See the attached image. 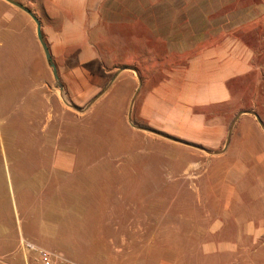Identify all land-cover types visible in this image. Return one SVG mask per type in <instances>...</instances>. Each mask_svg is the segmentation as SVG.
Here are the masks:
<instances>
[{"label":"rangeland","instance_id":"obj_1","mask_svg":"<svg viewBox=\"0 0 264 264\" xmlns=\"http://www.w3.org/2000/svg\"><path fill=\"white\" fill-rule=\"evenodd\" d=\"M31 21L30 40L23 26L0 34V214L20 221L22 240L75 264H264V131L252 115L225 148L238 113L264 124L263 91L225 110L219 144L211 130L199 144L175 138L219 153L207 154L131 126L129 110L133 125L170 136L150 127L168 124L160 114L142 118L160 76L137 73L135 59L103 57L111 72L89 63L79 78L71 59L52 58L60 92ZM11 254L38 264L19 243L0 251Z\"/></svg>","mask_w":264,"mask_h":264},{"label":"crops","instance_id":"obj_2","mask_svg":"<svg viewBox=\"0 0 264 264\" xmlns=\"http://www.w3.org/2000/svg\"><path fill=\"white\" fill-rule=\"evenodd\" d=\"M14 1L39 20L51 58L71 59L67 73L81 78L95 63L107 74L112 70L99 65L106 57L135 59L137 73L159 75L143 93L141 114L147 121L160 114L168 124L150 127L174 138L193 141L211 130L219 144L240 92L254 99L264 93V0ZM0 7V34L19 35L23 26L30 40L31 18L4 0ZM136 78L143 87L144 76ZM88 83L84 89L92 90ZM242 120L255 121L247 114L236 122ZM23 237L20 221L0 214V251L15 250Z\"/></svg>","mask_w":264,"mask_h":264},{"label":"water","instance_id":"obj_3","mask_svg":"<svg viewBox=\"0 0 264 264\" xmlns=\"http://www.w3.org/2000/svg\"><path fill=\"white\" fill-rule=\"evenodd\" d=\"M4 1L7 2L10 5L16 7L17 9L21 10L22 12H24L25 14H27L34 21V23L36 25V36H37V39H38V41L40 43V46L42 48V51L44 53L46 62L48 63L49 67L51 68V72H52L53 78L55 79L56 84L59 87L60 92H62L63 91V88L61 87V84L59 82V77H58V74H57V70H56L55 64L53 63L52 58L50 56V52H49L48 46H47V44H46V42H45V40L43 38V35H42V32H41V25H40L39 20L36 18V16L28 8H26L23 5L15 2L14 0H4ZM123 70H126V69H120L119 72H121ZM119 72L113 77V79L111 80V82L117 77V75L119 74ZM104 91H102L99 95H97L94 99H92V101L89 103V105H91L92 103H94L104 93ZM70 107L72 109H74L75 111L82 112V110H80V109H78V108H76L74 106H70ZM243 114L252 115L256 119L257 123L260 125L261 129L264 131V124L262 123V121L260 120V118L258 117L257 114H255L252 111H243V112H240V113H238L236 115L234 121L232 122V124H231V126H230V128L228 130L227 139H226V143H225V148L228 145L233 124L238 119V117L240 115H243ZM128 121H129V123L131 124L132 127L136 128L138 130L147 131V132L152 133L154 135H157V136H159L161 138H164V139H167L169 141H172V142H175V143H179V144H182V145H185V146H189L191 148H194V149L203 151V152H205L207 154H219L218 152H211V151L205 150L202 147L197 146V145H192V144H188V143L182 142V141H180L178 139H175L173 137L167 136V135H165L163 133H160V132H157L155 130H150V129H147V128H142V127L135 126L131 122L130 110H129V113H128Z\"/></svg>","mask_w":264,"mask_h":264},{"label":"built area","instance_id":"obj_4","mask_svg":"<svg viewBox=\"0 0 264 264\" xmlns=\"http://www.w3.org/2000/svg\"><path fill=\"white\" fill-rule=\"evenodd\" d=\"M20 248L23 253H32L38 264H75L61 255L41 248L32 242L21 240ZM0 264H9L6 257L0 256Z\"/></svg>","mask_w":264,"mask_h":264}]
</instances>
